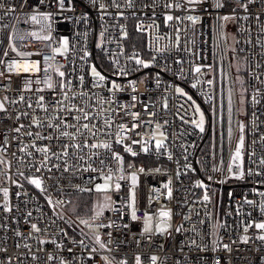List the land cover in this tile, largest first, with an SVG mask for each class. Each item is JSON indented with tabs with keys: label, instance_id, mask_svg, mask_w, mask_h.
<instances>
[{
	"label": "built area",
	"instance_id": "1",
	"mask_svg": "<svg viewBox=\"0 0 264 264\" xmlns=\"http://www.w3.org/2000/svg\"><path fill=\"white\" fill-rule=\"evenodd\" d=\"M0 5V264H264L255 227L264 223V0ZM230 22L245 62V120ZM108 175L109 190L97 191ZM80 192L107 193L108 204L75 215Z\"/></svg>",
	"mask_w": 264,
	"mask_h": 264
},
{
	"label": "snow or ice",
	"instance_id": "2",
	"mask_svg": "<svg viewBox=\"0 0 264 264\" xmlns=\"http://www.w3.org/2000/svg\"><path fill=\"white\" fill-rule=\"evenodd\" d=\"M41 2H42V0H41ZM199 2H200V0H188V3H190V4H193V3H199ZM60 3H61V6H62V5H63V0H60ZM0 6H2V5H0ZM168 6L170 7L171 5H168ZM217 6H219V5H217ZM101 7H103V6H101ZM244 7H245V9H247V5H244ZM43 18H44V19H48V15H47V14H44V15H43ZM31 19H32L33 21H36V20H37V17H36V16H32ZM166 19L169 20V21H171V20L173 19V17H172L171 15H169V16L166 17ZM188 19L193 20V22H195V20H194L193 17H188ZM224 19L227 20L228 17H224ZM44 38L47 39L48 37H44ZM67 43H68L67 40L63 41V44H64V50H65V51H67ZM13 50H15V49H13ZM136 63H137V64H142L144 67H148V65L145 64L144 61H142V60H140V59H136ZM20 67H21V65H17V64H13V65L10 66V68H17V69L20 68ZM22 67H23L24 71H28L30 68H36L37 65L24 64V65H22ZM195 71H196L197 73H199V72L201 71L200 67H197V68L195 69ZM92 73H93V75L96 76L99 80H104V79H105V77L102 76L99 72H97L96 69H95L94 67H93V69H92ZM59 75H60L61 77H63L65 74H64L63 72H59ZM81 79H82V78H81ZM49 87H51V84H49ZM113 87H114L116 90H120V86H119V85L113 84ZM193 87H195V85H193ZM177 91L180 92L181 90L178 88ZM133 99H135V97H133ZM189 99H191V98L189 97ZM42 100H43V98L41 97V101H42ZM2 108H3V104H0V109H2ZM197 111H199V108H197ZM137 116H138V113H133V117H134V118L137 117ZM87 118H88V117H87V114H85L84 119H87ZM148 123H151V121H148ZM193 123H195V126H196L197 128H199L201 132L204 131V127H203V114H202V113H201V116H200V121H199L198 123L195 122V121H193ZM83 128L86 129V130H89V131H90V129H89V125H88V124H84V125H83ZM121 128L123 129V126H121ZM15 131L18 132V131H19V128L15 129ZM64 135H68V133H64ZM93 135H95V133H93ZM117 143H120V141L118 140ZM133 143H137V141H133ZM91 147H93V148H95V147H103V148H105V149H108V148H110V145H108V144H101V145L93 144V145H91ZM161 147H163V142H162V141H158V142L156 143V148H157V149H160ZM40 150L43 151V152H48V151H49V149H47V148H43V149H40ZM148 150H149V149H148L147 147H144V148L142 149V151H144V152H147ZM126 151L131 152V148H126ZM132 155H136V153L133 152ZM239 155H240V152H239V149H237V153H236V157H235V158H239ZM113 158H114V159H117V160H122V158H121L118 154H116V153L113 154ZM169 158H171V157H169ZM140 171H143V169H140ZM237 178H243V174L241 173ZM104 179H105V181H106V185H105V186L97 185V191H108V190H109V186L107 185V182H109V181L112 180V176H111V175H108V176L105 177ZM132 180H133V183H135V180H136V176H135V174H133V176H132ZM30 182H31L32 184H34L37 188H40V186H41L40 181H39L38 179H33V180H31ZM201 186H202V185H201ZM165 187H168V185H165ZM116 188L119 189V188H120V185H119V184H116ZM7 195H8V191H7V189H4V196L7 197ZM168 195H169V197L171 196V189H170V188L168 189ZM204 199H205V200H208L209 198H208L207 195H205ZM133 200H134V194H133ZM28 215L30 216L31 213H28ZM160 216H161V217H169V216H170V213H169V212H166V211H162V212L160 213ZM146 217H147V214H146ZM133 219H135V213H134V212H133ZM147 219L150 220L151 218H150V217H147ZM85 223H86V222H85ZM255 227H256V228H259V229H264V223L256 224ZM32 228H33V230H35V231H37V232L39 231V228H38L35 224L32 225ZM164 230H165V229H161V228H158V229H157V231H164ZM145 231H146V232H147V231H151V228H150V227H145ZM177 231H179V229H177ZM96 239H97V243H100V241H99V237H97ZM261 239H264V237H261ZM80 243H83V241H81ZM100 247H101V248H104V247H105V244L101 243V244H100ZM224 247H225V248H228V245H224ZM49 259H52V257L49 256ZM105 259H107V258H105ZM150 259H151V261H152V264H156V259H157V258H156L155 256L151 257ZM135 260H136V264H141V259H140L139 256H136ZM122 264H126V262H122Z\"/></svg>",
	"mask_w": 264,
	"mask_h": 264
},
{
	"label": "rangeland",
	"instance_id": "3",
	"mask_svg": "<svg viewBox=\"0 0 264 264\" xmlns=\"http://www.w3.org/2000/svg\"><path fill=\"white\" fill-rule=\"evenodd\" d=\"M230 24V23H229ZM234 28V26H233ZM232 28V30H233ZM228 47L231 53H236L238 51L237 49V40H236V34L234 31H230L228 34ZM233 56H236V54H232ZM239 62L236 63L235 60H233V66H236L240 73L236 74V90H237V100H238V112L239 116L245 120L247 115V107H246V93H245V79H244V72H245V62L243 55H239ZM198 122L200 121L201 113L203 114V127L207 123V114L204 110H202L201 107H198ZM161 137V136H160ZM158 142V141H157ZM106 184H101L100 186H105ZM109 201V195L107 193H102L95 198V203L93 205V213L99 212L103 207H105L108 204ZM151 224L149 220L145 222V227H150Z\"/></svg>",
	"mask_w": 264,
	"mask_h": 264
},
{
	"label": "trees",
	"instance_id": "4",
	"mask_svg": "<svg viewBox=\"0 0 264 264\" xmlns=\"http://www.w3.org/2000/svg\"><path fill=\"white\" fill-rule=\"evenodd\" d=\"M233 3L234 2H232V4ZM234 25H235V23H233V22H230V24L228 23V25H227V38H228V34L230 33V31H234V28H233ZM232 28H233V30H232ZM232 54H236V56H233ZM238 54L240 55L239 51H237L236 53H231V51L229 50L230 60L232 62V68H233L234 76H235V82H236V74L242 73L238 70V68L236 66H233V60H235L236 63L239 62ZM236 92H237V90H236ZM207 140H208V134H205L204 145H207ZM98 195L99 194H95L92 192H80V193L72 195V203L70 205V211L75 215L92 214L93 213V205L95 203V198H97Z\"/></svg>",
	"mask_w": 264,
	"mask_h": 264
},
{
	"label": "water",
	"instance_id": "5",
	"mask_svg": "<svg viewBox=\"0 0 264 264\" xmlns=\"http://www.w3.org/2000/svg\"><path fill=\"white\" fill-rule=\"evenodd\" d=\"M233 1H235V2H240V1H242V0H233ZM197 67H195V69H196Z\"/></svg>",
	"mask_w": 264,
	"mask_h": 264
}]
</instances>
